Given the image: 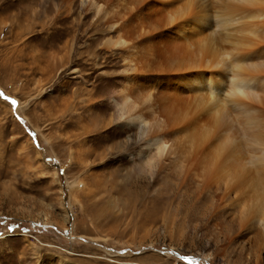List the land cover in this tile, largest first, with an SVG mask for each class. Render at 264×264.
Wrapping results in <instances>:
<instances>
[{
  "label": "rangeland",
  "instance_id": "374dc122",
  "mask_svg": "<svg viewBox=\"0 0 264 264\" xmlns=\"http://www.w3.org/2000/svg\"><path fill=\"white\" fill-rule=\"evenodd\" d=\"M131 1L98 0V13L87 0H0V264H264V231L240 222L233 194L201 191L169 167L146 164L139 127L119 119L113 99L130 77L140 99L169 79L180 58L169 66L167 41L185 43L175 25L185 19L200 54L221 59L232 49L240 68L264 75L263 23L254 32L257 18L243 9L257 1ZM228 4L243 6L232 14H244L236 25L224 14ZM229 59L223 68L183 67L226 84L238 69ZM201 93L206 119L214 103ZM261 96L248 101L264 106ZM159 103L147 111L160 113ZM224 119L219 133L238 135ZM118 125L128 127L93 137ZM72 180L84 186L71 188Z\"/></svg>",
  "mask_w": 264,
  "mask_h": 264
},
{
  "label": "bare ground",
  "instance_id": "6f19581e",
  "mask_svg": "<svg viewBox=\"0 0 264 264\" xmlns=\"http://www.w3.org/2000/svg\"><path fill=\"white\" fill-rule=\"evenodd\" d=\"M108 1L109 2L107 3H110V0ZM250 1L251 0H249L248 2ZM256 1L257 2L254 3L253 7L249 8L248 7L249 5L247 6L246 4L247 6L246 9L243 8L242 6V8L245 9L244 12H246L247 10L250 13L248 14L251 15L252 18L253 17L257 18V21H253L249 23L252 24V26H250L251 29L253 28L254 25L260 26L262 23L263 26L261 25L260 27L262 28L264 27V21H263L264 0H256ZM165 2L167 4L168 1L166 0ZM86 3H88L89 6L94 8L98 13L102 12L98 0H87ZM132 3L136 4L137 2L133 0ZM147 3L148 1L146 2V4ZM171 3L174 4L175 2L172 1ZM141 4L144 5L145 3H141ZM169 5L170 7H172V10L175 9L174 6H171V4ZM155 6L156 5H154V9L152 11H155V8L158 5L156 7ZM183 6L184 7L182 9H185L188 14L189 10L187 9L189 8L187 7L186 9L185 5ZM226 6H229V8L227 7L225 9L224 14L226 15L230 14V16H228L230 17L228 18V20L231 21V23L233 20V25L235 24L234 22H238V20L241 21L243 19L244 14H242L243 17H240L242 19L237 18L238 19L237 20V19H233L232 17V14L236 15L234 14L235 10L237 11L241 9L240 11L243 12L241 5L236 6V7H240L237 9L236 7L232 8L229 4ZM162 7L163 6L160 5V9ZM179 7L178 10L181 9ZM152 8H148V9L151 10ZM167 8H165V10ZM223 8H225V6ZM175 10H177V8ZM178 10L176 11L177 13L176 12L175 13L178 14V12H180L181 15L182 10L180 11ZM166 11H167L166 13H168V11L170 10L167 9ZM174 11H172L173 14ZM155 13H153V15L151 13L152 15L150 16L151 19L156 15ZM157 13L161 15L160 12ZM164 14L165 13H163L162 16H164ZM169 14H171V12ZM159 15L157 14L156 16L158 17ZM184 15L182 14L181 16L183 17ZM145 16H147V14H145ZM160 19L157 18L155 22H159ZM218 19H220V17ZM189 20L185 19L175 24L178 28V32L180 33L179 34L180 37L183 38L185 41L184 44L173 40L167 41L173 46V48L171 49H173V53H174L171 54L170 57L168 58L169 66L173 65L176 62L175 60V55H176V57L180 58L177 61L178 68L174 69L175 71L171 69L170 72L172 73H170L169 76H167L169 77V79L162 83L159 82L161 83L159 87H156L154 89V92L150 93L144 99L139 98L141 91L140 89L138 91V87L136 86L135 81L130 77L129 79L131 80V82L134 81L133 84L131 85L130 82L126 86L125 90L119 93V96L113 97L115 101V105L119 109L118 112L119 119L126 120L129 124L134 126L136 125L137 127H139L140 131L138 134H140V139H143L145 141V149L141 150V155L144 154L146 156V161H145L146 164H150V166L154 168L158 167V169L160 170L163 169V167H169L174 172L177 173L179 172L184 179L191 180L193 183L197 185L196 187L201 191H204L206 188L210 190L213 187H215L218 190L223 188L224 190L223 198L225 197L227 198V196L230 193H232L234 196V200L232 201H234L237 204L238 211L236 213L238 214L237 216L240 222L243 225L245 224L260 225L264 231V106L258 103L254 105L253 102L250 103V101H248L249 99L252 100L253 97H255V99L257 98L260 99V97L263 96V95L261 96V94L264 93V75L261 73H253L250 72L249 70L246 71V69L243 70V68L245 67L240 68L241 66L240 62L243 61H239L237 56H235V59L236 60L238 59V61H234L233 60L234 57L233 59L232 57L231 59H229V57L232 56V54L234 55L236 54L233 53L234 51L231 48H230L231 51H225V53H223V57L221 56V59H213V58L209 59L205 55H203L202 52L201 55L200 48L196 45V42L195 43L192 42L191 41L192 39L190 40V37L188 36V33L186 31L187 30L186 28H188L187 24L184 26H180L182 22H187ZM228 20H225V22ZM255 26L253 28V31L255 29L254 32L257 31ZM248 28L249 27L247 26V30ZM241 30L242 28L240 27V31ZM124 40L122 39L123 42H127ZM238 42L239 44L244 45V47L245 44L248 45L249 43L248 41H247L248 43H245L246 41H241L240 39ZM250 43L252 42L250 41ZM168 49L166 48L165 51H168ZM215 58H219V57L215 56ZM224 58L225 59L228 58L229 59L228 62H230L231 60L230 63H233L234 61L235 62L234 66L238 68L237 70L235 68L236 72L234 74L232 73L233 76L231 77L228 76V80H226V84L221 81L222 79L221 80H219L218 78L213 79L212 74L206 75L205 72L204 73L202 72L200 76L198 75L199 77L193 76L191 75V71L189 70L185 71L187 69L183 67L189 64H191V66H193L194 64L199 65V62L201 63L200 65H202V62L205 65L208 64L206 65V68L207 66H210L212 64H215V66L217 67H222L221 66L222 59L224 60L222 64H224V62L226 64L227 61ZM237 62H239L238 63L239 66L236 65ZM192 63L194 64L192 65ZM209 63L212 64L209 65ZM230 63L229 65H231ZM225 69H227L226 66ZM216 76L218 77L217 74ZM205 89L209 91L210 96L213 98L212 102L214 103V105H212L213 106L212 109H209L208 112L206 111L207 118L203 119L201 117V113L204 112L203 106L206 102V101L204 102V100H206L207 98L204 99L203 95L200 94H202L201 92H203ZM156 99L157 101L160 100L159 103L160 113H158L156 110L151 111L150 113V111H147V107L154 105L155 102H157ZM153 101L154 104H152ZM209 104L210 103H208V106ZM228 108H230L231 110L230 109L228 110ZM224 116H227L230 119V121L234 123L233 125L236 124L239 127L240 133L238 135H237L238 132L237 133L235 132L236 135L233 134L234 136H232L231 134H227L228 132H226L225 130L224 131L226 132L227 135L220 134L221 131L223 130H220L219 133L218 130V127L220 125L219 121L221 119L225 120L226 118L224 119ZM125 145H127L126 147H128V143ZM151 147L153 148L151 149ZM118 148L119 147H117V149ZM68 183L71 188H76V187L80 188L81 186H84V183L79 180H72ZM218 200H220L219 197Z\"/></svg>",
  "mask_w": 264,
  "mask_h": 264
},
{
  "label": "snow or ice",
  "instance_id": "6c2138e0",
  "mask_svg": "<svg viewBox=\"0 0 264 264\" xmlns=\"http://www.w3.org/2000/svg\"><path fill=\"white\" fill-rule=\"evenodd\" d=\"M190 21H193V20H189L187 22H182L180 26H184L186 25L188 22ZM13 104L16 103V101H12ZM128 126L127 125H118V126H115L113 129L109 130V131H106L104 132L102 135L100 136H93V137H96V138H107V139H111V135L113 133H116L117 132V128H120V129H124V128H127ZM117 134H122V133H117ZM113 155L115 156L116 153L114 152ZM122 159H127V156H124V157H121ZM181 260L183 259H189L188 257H180Z\"/></svg>",
  "mask_w": 264,
  "mask_h": 264
}]
</instances>
